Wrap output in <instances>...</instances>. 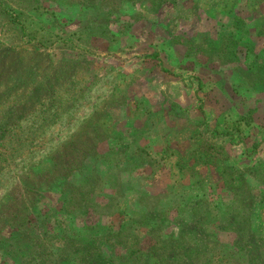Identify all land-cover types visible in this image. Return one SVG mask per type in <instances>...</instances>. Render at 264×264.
<instances>
[{
	"label": "rangeland",
	"instance_id": "rangeland-1",
	"mask_svg": "<svg viewBox=\"0 0 264 264\" xmlns=\"http://www.w3.org/2000/svg\"><path fill=\"white\" fill-rule=\"evenodd\" d=\"M0 264H264V0H0Z\"/></svg>",
	"mask_w": 264,
	"mask_h": 264
},
{
	"label": "crops",
	"instance_id": "crops-1",
	"mask_svg": "<svg viewBox=\"0 0 264 264\" xmlns=\"http://www.w3.org/2000/svg\"><path fill=\"white\" fill-rule=\"evenodd\" d=\"M182 74L185 75L183 77H187V72L182 71ZM186 80V79H185ZM187 85V86H186ZM198 87L199 84H195L194 82L188 83L187 81H183L180 78H176L175 82H171V84H168L167 87L163 90V88H160L156 86L153 82L148 84V87L146 86L148 92L150 95H152V98H147V103L149 105H158L160 103H164V101H169V99L176 98L177 104L182 105L185 101V95L188 94L189 101L191 103L193 102V98L195 99V96H198ZM171 96V97H170ZM176 103V102H174ZM214 117V115L212 116ZM180 142H183L182 138Z\"/></svg>",
	"mask_w": 264,
	"mask_h": 264
},
{
	"label": "trees",
	"instance_id": "trees-1",
	"mask_svg": "<svg viewBox=\"0 0 264 264\" xmlns=\"http://www.w3.org/2000/svg\"><path fill=\"white\" fill-rule=\"evenodd\" d=\"M24 220L22 219V218H20L19 220H18V222H16V223H20V222H23ZM77 252H79V251H77Z\"/></svg>",
	"mask_w": 264,
	"mask_h": 264
}]
</instances>
